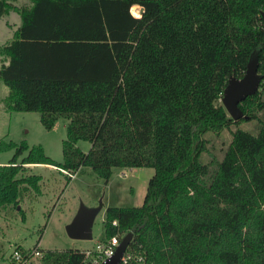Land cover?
Returning a JSON list of instances; mask_svg holds the SVG:
<instances>
[{
    "label": "trees",
    "instance_id": "obj_1",
    "mask_svg": "<svg viewBox=\"0 0 264 264\" xmlns=\"http://www.w3.org/2000/svg\"><path fill=\"white\" fill-rule=\"evenodd\" d=\"M261 9L259 0H0V18L20 17L0 46L6 110L39 113L47 130L66 122L61 162L41 145L0 141V153L13 151L0 165V210L39 192L27 167H88L105 183L116 168H152L141 206L105 210V239L131 234L128 250L143 256L128 264H264ZM251 57L262 79L234 121L220 100ZM252 120L253 131L240 127ZM224 131L217 157L209 143ZM41 264L88 263L70 249L44 252Z\"/></svg>",
    "mask_w": 264,
    "mask_h": 264
},
{
    "label": "rangeland",
    "instance_id": "obj_2",
    "mask_svg": "<svg viewBox=\"0 0 264 264\" xmlns=\"http://www.w3.org/2000/svg\"><path fill=\"white\" fill-rule=\"evenodd\" d=\"M22 1L26 0H14V4L22 6L25 4ZM6 18H0V46L12 39L13 32L20 25L19 15L11 14L7 21ZM8 93V88L0 82V141L41 145L49 158L61 162L62 141L66 138L65 120L59 119L47 130L40 122L39 113L8 112L3 103ZM261 93L264 96V90ZM256 124V120H252L240 127L253 131ZM229 139L227 131L211 139L209 146L213 147L217 157L221 156ZM77 146L87 151L89 143L80 141ZM12 155L13 151L0 153V165L9 162ZM27 168L25 175L40 177L39 192L29 189L19 205L0 210V264H13L11 254L14 249L30 250L38 243L43 255L44 252L91 249L97 242L105 240V210L108 207L141 206L148 181L153 176L152 168H116L105 183L88 167L80 168L70 180L64 172L50 166ZM99 204L101 209L94 217L92 239L69 238L65 227L80 206L90 208ZM32 264H41V258H35Z\"/></svg>",
    "mask_w": 264,
    "mask_h": 264
},
{
    "label": "water",
    "instance_id": "obj_3",
    "mask_svg": "<svg viewBox=\"0 0 264 264\" xmlns=\"http://www.w3.org/2000/svg\"><path fill=\"white\" fill-rule=\"evenodd\" d=\"M264 29V13H261ZM258 61L256 58L249 60L246 70L241 78L230 77L223 90L221 103L228 116L236 121L245 118L238 105L248 96L254 95L261 82V75L257 72ZM101 209V204L96 207H85L83 205L77 210L72 221L66 225L67 235L71 239L89 241L92 239V225L94 217ZM131 239V234L124 236L119 242L114 255L102 264H118L124 255Z\"/></svg>",
    "mask_w": 264,
    "mask_h": 264
},
{
    "label": "built area",
    "instance_id": "obj_4",
    "mask_svg": "<svg viewBox=\"0 0 264 264\" xmlns=\"http://www.w3.org/2000/svg\"><path fill=\"white\" fill-rule=\"evenodd\" d=\"M261 2V13H264V0H259ZM142 8L137 5H133L130 7V14L133 17H140L142 13ZM260 13V15H261ZM64 172V171H63ZM70 177H73L74 174H69L64 172ZM115 224V222H114ZM119 244V240L117 236H113L110 239H105L97 242L91 249L83 250L82 253L84 255V259L88 264H102L106 259L112 257L116 251V248ZM39 243L30 250H21L19 248L14 249L11 254V259L13 264H32L33 260L37 257L42 258L43 254L40 250ZM130 262L142 263L143 256L135 255L131 250L126 249L124 255L122 256L120 262L118 264H128Z\"/></svg>",
    "mask_w": 264,
    "mask_h": 264
},
{
    "label": "crops",
    "instance_id": "obj_5",
    "mask_svg": "<svg viewBox=\"0 0 264 264\" xmlns=\"http://www.w3.org/2000/svg\"><path fill=\"white\" fill-rule=\"evenodd\" d=\"M15 2H14V0H13V4H14ZM22 3H25V4H28L29 3V0H26V1H22ZM24 4V5H25ZM15 5V4H14ZM15 6H18V5H15ZM11 14H17L16 12H13V11H11L10 13H9V15L7 16V18L6 17H1V18H6V21L10 18V15ZM18 15V14H17ZM16 30V29H15ZM0 60H1V57H0ZM50 167H52V166H50ZM52 168H54V167H52ZM40 244V243H39ZM91 248V247H90ZM84 250H87V249H84ZM81 251H83V250H81Z\"/></svg>",
    "mask_w": 264,
    "mask_h": 264
}]
</instances>
